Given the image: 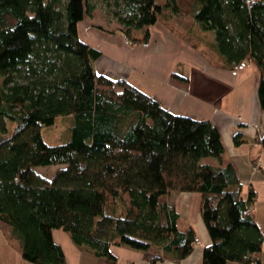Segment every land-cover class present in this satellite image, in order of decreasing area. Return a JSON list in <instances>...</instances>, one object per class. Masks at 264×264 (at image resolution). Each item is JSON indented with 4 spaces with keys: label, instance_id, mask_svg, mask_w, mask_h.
Wrapping results in <instances>:
<instances>
[{
    "label": "trees",
    "instance_id": "16d2710c",
    "mask_svg": "<svg viewBox=\"0 0 264 264\" xmlns=\"http://www.w3.org/2000/svg\"><path fill=\"white\" fill-rule=\"evenodd\" d=\"M98 1L136 44L181 11L180 0H0V226L9 241L38 264L67 262L54 228L70 232L97 264H123L113 244L143 249L152 262L161 258L152 247L180 261L199 236L180 227L162 197L199 191L212 238L203 264H261L264 231L244 213L258 191L249 185L245 193L237 169L221 162L217 125L173 113L127 79L95 69L101 51L80 38L78 23ZM193 16L214 31L228 65H258L264 110V0H194ZM62 115L71 116V139L50 144L42 126ZM46 165L57 169H36Z\"/></svg>",
    "mask_w": 264,
    "mask_h": 264
},
{
    "label": "crops",
    "instance_id": "0c3cea01",
    "mask_svg": "<svg viewBox=\"0 0 264 264\" xmlns=\"http://www.w3.org/2000/svg\"><path fill=\"white\" fill-rule=\"evenodd\" d=\"M193 5L194 0L190 10L183 13L181 9L167 21L159 20L149 26L148 42H129L119 30L120 24L109 27L108 22L97 21L93 16L78 23L79 36L101 51L93 61L99 73L127 79L173 113L211 119L217 125L226 147L221 162L237 169L245 193L249 185L257 189L252 212L264 231V206L258 204L264 198V110L258 97L261 72L250 61L233 74L216 48L214 31L195 20ZM236 134L243 138L240 143L235 141ZM162 199L176 207L180 227L192 225L196 229L200 244L180 261L164 257L153 247L148 252L161 256L155 262L144 256L145 250L126 244H113L112 252L123 264H203V249L212 238L200 213L202 194L171 191ZM53 235L65 251L66 264H97L96 255L76 244L70 232L54 228ZM260 259L264 264V242ZM0 264L38 263L25 259L0 226Z\"/></svg>",
    "mask_w": 264,
    "mask_h": 264
},
{
    "label": "rangeland",
    "instance_id": "374dc122",
    "mask_svg": "<svg viewBox=\"0 0 264 264\" xmlns=\"http://www.w3.org/2000/svg\"><path fill=\"white\" fill-rule=\"evenodd\" d=\"M192 0H183L181 4L182 12L190 10ZM120 9L119 7L117 8ZM95 17L97 21L108 22L109 27H117L119 21L114 15L113 12L108 10L103 2H97L96 7L94 8V13L87 15V17ZM71 116L62 115L59 116L54 124L43 125L42 126V135L46 142L50 144L64 143L71 139L72 133L70 128ZM15 124V122H14ZM36 169L41 174H52L55 172L57 167L55 165H46V166H37ZM46 172V173H43ZM261 201V202H260ZM258 204L264 206V198H260ZM257 204V205H258ZM262 228V227H261Z\"/></svg>",
    "mask_w": 264,
    "mask_h": 264
},
{
    "label": "built area",
    "instance_id": "2783aa9c",
    "mask_svg": "<svg viewBox=\"0 0 264 264\" xmlns=\"http://www.w3.org/2000/svg\"><path fill=\"white\" fill-rule=\"evenodd\" d=\"M248 2H250L251 0H247ZM248 61L247 60H242L240 62H237L233 65L232 67V73L233 74H237L239 72L240 69L244 68L247 65ZM253 211V207L252 206H248L246 207V209L244 210V213L246 214H251ZM196 242L197 244H200V238L197 237L196 238Z\"/></svg>",
    "mask_w": 264,
    "mask_h": 264
}]
</instances>
